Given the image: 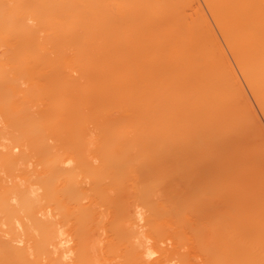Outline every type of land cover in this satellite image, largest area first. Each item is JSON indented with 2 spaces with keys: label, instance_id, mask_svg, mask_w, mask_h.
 Listing matches in <instances>:
<instances>
[{
  "label": "bare ground",
  "instance_id": "1",
  "mask_svg": "<svg viewBox=\"0 0 264 264\" xmlns=\"http://www.w3.org/2000/svg\"><path fill=\"white\" fill-rule=\"evenodd\" d=\"M226 50L264 113V0H0V264H264Z\"/></svg>",
  "mask_w": 264,
  "mask_h": 264
},
{
  "label": "rangeland",
  "instance_id": "2",
  "mask_svg": "<svg viewBox=\"0 0 264 264\" xmlns=\"http://www.w3.org/2000/svg\"><path fill=\"white\" fill-rule=\"evenodd\" d=\"M220 37V36H219ZM220 40L222 41V39H221V37H220ZM223 42V41H222ZM226 52H227V54L229 53L227 50H226ZM229 55V57L231 58L230 60H231V62L233 63V65H234V67H235V70H236V72L238 73V76H239V79H240V82L241 83H243L242 84V86H243V89H244V91H242V92H245L243 95H246L247 97H248V100L246 99V101H247V104H248V101H249V105H251L250 107H252V115H253V109H254V112H255V115H256V117L258 118V122L257 123H259L260 125H257V124H255V128H257V126H259V130H257L256 129V131H254V132H256V135H258L259 134V131H260V136L258 135L257 136V139H258V137H259V139H261L260 137H263L264 138V113L262 112V110L260 109V106H259V104H258V102H257V100L255 99V97L254 96H252L253 95V93L251 92V94H250V91H249V87H248V85H247V83H246V81H245V79L243 78V76L241 75V73H240V71L238 70V68H237V66L235 65V63H234V61H233V58H232V56H231V54L229 53L228 54ZM242 86H241V88H242ZM251 103V104H250ZM254 106V107H253ZM255 115L253 116V118L255 117ZM255 117V118H256ZM255 120H257V119H255ZM261 126V127H260ZM254 128V129H255ZM254 129H252V134L251 135H253V130ZM261 129H263L262 131H261ZM258 133V134H257ZM256 135H255V138H256ZM254 138V136H252V139ZM261 139V140H258L259 141V143H260V141L261 142H263L262 140H264V139ZM254 141H256L257 142V140H254ZM256 142L254 143V144H256ZM258 142H257V144H259ZM256 144V146H258V148H260L261 149V146H259V145H261V143L259 144V145H257ZM263 145V144H262ZM263 147H264V145H263ZM262 147V148H263ZM257 148V147H256ZM264 149V148H263ZM258 150V149H257ZM258 151H261V150H258ZM263 151L264 150H262V154H264L263 153ZM260 155H261V152H260ZM260 157V156H259ZM262 159V158H261ZM263 162H264V160H263ZM264 165V164H263Z\"/></svg>",
  "mask_w": 264,
  "mask_h": 264
}]
</instances>
